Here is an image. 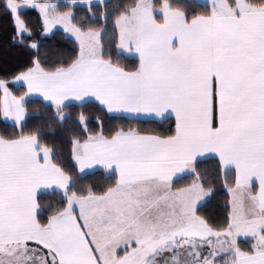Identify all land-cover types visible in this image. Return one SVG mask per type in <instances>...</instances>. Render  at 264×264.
<instances>
[{"label":"crops","instance_id":"obj_1","mask_svg":"<svg viewBox=\"0 0 264 264\" xmlns=\"http://www.w3.org/2000/svg\"><path fill=\"white\" fill-rule=\"evenodd\" d=\"M25 1L89 7L107 0ZM115 25L117 51L138 60L135 72L104 60L101 51L82 54L73 40L79 54L70 68L46 73L35 64L12 80L25 90L21 105L39 100L58 111L95 103L115 117L171 118L175 134L128 131L73 143L79 175L100 170L114 174L116 185L102 196H67L65 210L42 228L36 196L65 192L71 182L35 138L0 139V240L36 244L56 264H191L201 256L142 255L146 244L164 241L165 227L182 225V215L168 225L166 220L165 193L174 180L192 174L199 160L215 157L221 164L227 158L225 168L237 180H258L264 193V9L228 5L188 21L168 4L154 9L153 0H139ZM1 92L2 119L20 126L23 121L5 120ZM14 102L13 117L20 113Z\"/></svg>","mask_w":264,"mask_h":264},{"label":"trees","instance_id":"obj_2","mask_svg":"<svg viewBox=\"0 0 264 264\" xmlns=\"http://www.w3.org/2000/svg\"><path fill=\"white\" fill-rule=\"evenodd\" d=\"M139 0H107L102 4L89 7H71L59 2L57 13L71 12L72 24L80 31L101 32V57L114 66L127 72H135L139 62L117 51L118 35L116 20L135 7ZM234 7V0H226ZM164 2L172 10L181 12L186 20L199 16H209L210 8L194 0H153L154 9ZM252 7H264V0H245ZM8 0H0V82L16 98L25 94L22 87L12 83L17 76L26 73L37 64L42 72L53 73L70 68L77 60L79 48L60 30L44 36L43 24L39 13L34 9L17 12L25 33L18 35L13 14L8 8ZM156 19L159 17L156 15ZM2 92L0 90V139L13 141L22 138H35L39 147L51 154L52 163L71 182L67 191L39 193L35 198L36 221L39 228L61 214L67 203V196H102L116 185L114 174L94 171L79 175L72 157L75 142H85L93 136L112 138L118 132L135 131L139 134L169 138L175 134V122L168 118L162 121H145L109 115L95 103L67 105L58 111L50 104L39 100H26L23 108L26 117L20 126L2 119ZM58 114H64L59 120ZM199 181L204 190L210 191L209 197L195 209V215L212 231L220 232L229 225L230 205L228 187L234 185L232 170H223L215 157L199 160L192 174L174 180L172 190L190 187ZM264 236V229L262 231ZM252 240H239L236 247L241 252L252 253ZM264 249V245H263ZM127 248L118 252L122 256Z\"/></svg>","mask_w":264,"mask_h":264},{"label":"rangeland","instance_id":"obj_3","mask_svg":"<svg viewBox=\"0 0 264 264\" xmlns=\"http://www.w3.org/2000/svg\"><path fill=\"white\" fill-rule=\"evenodd\" d=\"M145 1L150 0H142ZM202 5H207L211 10L221 11L228 7L226 0H194ZM238 10L252 9L245 0H234ZM8 8L14 15V21L18 35L25 33L22 23L17 17V12L24 9L36 8L42 15L44 22V36H50L53 30L59 28L69 34L74 40L82 54L90 56L98 55L101 51V44L97 32H83L78 30L71 23L72 13H52L56 4L51 1L45 5L22 1H10ZM164 4H167L164 2ZM251 7V8H249ZM254 8V7H253ZM46 9V10H44ZM256 9H264L256 8ZM117 27V25H116ZM61 28V29H60ZM3 91L4 117L6 121L20 124L26 117V112L21 105L23 98L14 97L5 85L0 84ZM10 101H16L20 110L19 116L13 117L9 112ZM64 114H58L62 120ZM228 159L221 162L223 170L226 169ZM225 163V164H224ZM234 185L228 187L229 193V225L226 230L215 232L210 230L204 222L195 215V208L204 203L209 197L210 191L204 190L199 181H195L189 189L171 190L169 187L165 193V212L167 225L173 220L178 221L182 215V225L179 228L176 224L164 228L165 239H160V244L148 243L144 246L142 255H200L201 259L191 264H264V193H261L260 181L254 180L247 183L236 179L234 173ZM196 183V184H195ZM163 230V229H162ZM175 232L176 236L172 233ZM239 240H252V253L247 254L237 249L236 243ZM127 251L129 250V247ZM124 248V249H125ZM123 250V249H121ZM120 250V251H121ZM36 244L22 243L8 245L6 241L0 240V264L13 262L12 259L19 253L28 258L32 255V262L35 257L40 260L36 264H56V261ZM118 254V253H117ZM123 255V254H122ZM241 263H240V262ZM41 262V263H40ZM150 264V262L148 263Z\"/></svg>","mask_w":264,"mask_h":264},{"label":"flooded vegetation","instance_id":"obj_4","mask_svg":"<svg viewBox=\"0 0 264 264\" xmlns=\"http://www.w3.org/2000/svg\"><path fill=\"white\" fill-rule=\"evenodd\" d=\"M40 259L38 257L34 258V261H39ZM13 262H10L8 264H36L35 262H32V255H30L28 258H24L21 253L18 254L15 258L12 259ZM41 263V262H40Z\"/></svg>","mask_w":264,"mask_h":264}]
</instances>
